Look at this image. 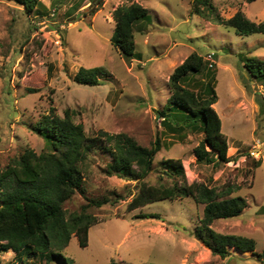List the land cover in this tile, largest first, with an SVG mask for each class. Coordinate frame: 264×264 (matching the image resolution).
I'll return each mask as SVG.
<instances>
[{"label":"rangeland","instance_id":"obj_1","mask_svg":"<svg viewBox=\"0 0 264 264\" xmlns=\"http://www.w3.org/2000/svg\"><path fill=\"white\" fill-rule=\"evenodd\" d=\"M41 1L49 8L42 17L27 13L17 0H0V167L26 148H45L44 139L32 129L44 114L64 117L68 110L94 137H100V130L126 133L148 147L160 135L163 145L146 181H158L164 159L179 158L188 183L237 186L234 195L244 197L247 206L236 217L217 219L212 227L257 243L255 254L234 249L225 258L213 254L195 234L204 205L188 196L129 211L136 181L107 174L111 154L95 147L85 163V192H76L65 203L68 213L86 207L96 216L88 244L81 246L74 235L62 250L70 264H108L112 259L121 264H264V112L255 94L264 90L255 81L251 90L244 85L241 74L247 73L240 59H264V34L239 35L192 12L193 0H104L94 15L89 13L91 0H82L78 9L81 0ZM132 2L148 8L150 24L136 32L135 50L141 57L127 61L111 42L113 11ZM213 3L225 18L241 9L253 21L264 19V0ZM194 51L205 59L214 53V107L229 141L228 162H199L194 149L203 133L183 121V129L170 130L158 114L168 104L171 73ZM81 67L101 68L99 83L76 82ZM207 71L194 76L206 79ZM180 113L191 118L182 109ZM99 141L110 145L106 139ZM89 198L109 201L95 206ZM0 264L61 263L38 257L18 263L10 249L0 252Z\"/></svg>","mask_w":264,"mask_h":264},{"label":"trees","instance_id":"obj_2","mask_svg":"<svg viewBox=\"0 0 264 264\" xmlns=\"http://www.w3.org/2000/svg\"><path fill=\"white\" fill-rule=\"evenodd\" d=\"M17 1L29 14L36 13L42 17L49 12L41 0ZM91 1L89 13L94 15L103 6L104 0ZM82 3L81 0L77 4V9ZM192 12L231 28L239 35L264 34V19L253 21L241 9L225 18L213 0H193ZM113 19L115 32L112 44L127 61L139 59L141 56L135 50L136 32L147 30L150 24L148 8L139 2L122 4L114 9ZM240 59L247 73V77L241 74L244 85L251 90L250 82L255 81L264 90V59L253 55L241 56ZM214 67V63L210 66L203 54L197 51L189 54L171 73L168 104L158 111L164 126L170 130L180 131L188 123L186 127L203 133L194 154L199 162L208 164L231 160L223 122L214 107L217 102L215 75L211 73ZM204 70H208L206 79L194 76ZM100 72L99 67H81L75 81L96 85ZM263 92H255L261 112H264ZM181 109L191 118L186 119L185 114L180 113ZM181 121L184 125L180 124ZM32 129L44 139L45 148L40 152L26 148L6 166L0 167V252L12 249L18 263L38 257L70 264L62 250L69 245L72 237L77 236L81 246L88 244L89 230L96 216L86 207L79 212L68 213L65 203L76 192H85V163L95 147L111 154V160L106 163L107 174L136 181L137 193L128 203L129 211L153 201L191 197L204 205L195 234L213 254L225 258L230 249L255 254V239L219 233L212 227L217 219L236 217L247 206L244 197L234 195L237 186L230 183L220 187L204 182L188 183L183 161L179 158L164 159L158 181H146L155 170V156L163 145L160 135L149 147L141 145L126 133L112 134L100 130L97 133L100 137H94L87 133L82 123L75 122L68 110L64 117L56 113L44 114ZM99 138L106 139L110 145L101 143ZM89 201L100 206L109 199L89 198ZM108 264L121 263L112 259Z\"/></svg>","mask_w":264,"mask_h":264},{"label":"built area","instance_id":"obj_3","mask_svg":"<svg viewBox=\"0 0 264 264\" xmlns=\"http://www.w3.org/2000/svg\"><path fill=\"white\" fill-rule=\"evenodd\" d=\"M213 56H214V53L213 52H210L208 54V56L206 57V59L209 61V65L212 66L213 65Z\"/></svg>","mask_w":264,"mask_h":264}]
</instances>
